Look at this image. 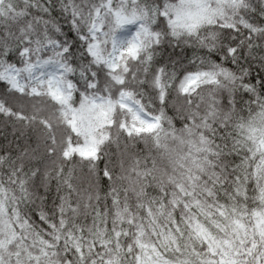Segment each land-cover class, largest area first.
I'll list each match as a JSON object with an SVG mask.
<instances>
[{"label":"snow or ice","instance_id":"obj_1","mask_svg":"<svg viewBox=\"0 0 264 264\" xmlns=\"http://www.w3.org/2000/svg\"><path fill=\"white\" fill-rule=\"evenodd\" d=\"M0 264H264V0H0Z\"/></svg>","mask_w":264,"mask_h":264}]
</instances>
